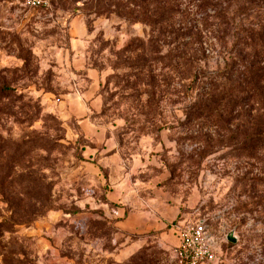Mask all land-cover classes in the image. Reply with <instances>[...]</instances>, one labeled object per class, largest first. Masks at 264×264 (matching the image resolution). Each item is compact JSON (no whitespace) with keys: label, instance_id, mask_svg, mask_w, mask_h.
<instances>
[{"label":"rangeland","instance_id":"rangeland-1","mask_svg":"<svg viewBox=\"0 0 264 264\" xmlns=\"http://www.w3.org/2000/svg\"><path fill=\"white\" fill-rule=\"evenodd\" d=\"M48 2L0 0V264H114L95 143L63 104L89 71L91 133L155 160L216 264H264V4ZM175 249L149 241L130 264H178Z\"/></svg>","mask_w":264,"mask_h":264},{"label":"crops","instance_id":"crops-1","mask_svg":"<svg viewBox=\"0 0 264 264\" xmlns=\"http://www.w3.org/2000/svg\"><path fill=\"white\" fill-rule=\"evenodd\" d=\"M89 77L93 79L91 87L81 91L79 82H74L63 104L79 121L83 139L95 143L85 155L102 187L101 207L105 209V218L121 239L120 247L107 252V256L113 257L114 264H130L135 256L145 257L143 247L149 241L161 247H177L175 225L184 222L186 213L181 201L173 198L163 184L164 176L154 159L144 154L123 156L115 138L105 141L101 131L99 136L91 133L90 126L95 123L89 115L100 109L101 99L96 95V81L90 71ZM135 261L146 264L144 259Z\"/></svg>","mask_w":264,"mask_h":264},{"label":"built area","instance_id":"built-area-1","mask_svg":"<svg viewBox=\"0 0 264 264\" xmlns=\"http://www.w3.org/2000/svg\"><path fill=\"white\" fill-rule=\"evenodd\" d=\"M30 9H43L49 5L48 0H24ZM178 246L175 258L178 264H216L218 259L211 244L206 226L203 223H186L175 226Z\"/></svg>","mask_w":264,"mask_h":264},{"label":"water","instance_id":"water-1","mask_svg":"<svg viewBox=\"0 0 264 264\" xmlns=\"http://www.w3.org/2000/svg\"><path fill=\"white\" fill-rule=\"evenodd\" d=\"M226 239H227L228 242H230V243H232V244H236V242H237V238L235 237L233 231H231V232H229V233L227 234Z\"/></svg>","mask_w":264,"mask_h":264},{"label":"trees","instance_id":"trees-1","mask_svg":"<svg viewBox=\"0 0 264 264\" xmlns=\"http://www.w3.org/2000/svg\"><path fill=\"white\" fill-rule=\"evenodd\" d=\"M256 1H261L264 4V0H256Z\"/></svg>","mask_w":264,"mask_h":264}]
</instances>
